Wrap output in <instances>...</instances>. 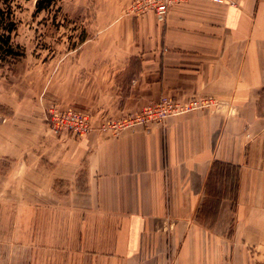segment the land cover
Instances as JSON below:
<instances>
[{
    "label": "crops",
    "instance_id": "1",
    "mask_svg": "<svg viewBox=\"0 0 264 264\" xmlns=\"http://www.w3.org/2000/svg\"><path fill=\"white\" fill-rule=\"evenodd\" d=\"M111 25L74 102L116 118L161 95L215 102L73 139L45 119L54 86L0 91V264H264V0Z\"/></svg>",
    "mask_w": 264,
    "mask_h": 264
},
{
    "label": "rangeland",
    "instance_id": "2",
    "mask_svg": "<svg viewBox=\"0 0 264 264\" xmlns=\"http://www.w3.org/2000/svg\"><path fill=\"white\" fill-rule=\"evenodd\" d=\"M126 1L55 0L54 5L39 13L34 12L33 0L15 2L13 19L16 28L11 33V43L21 56L0 59V91H10L15 95V88L25 86L32 95L36 86L46 82L49 87L54 86L61 92L53 94L52 88L49 90L50 107H47L45 116L55 132L74 139L95 131H111L102 129L104 119L116 121L119 117L99 113L94 107L96 112L92 106L90 110L88 103L74 102V97H78L76 89L80 81L76 75L82 74L81 65L86 61H98V47L110 44L112 22L126 12H132L134 0L124 5ZM92 85L91 82L87 90L95 88ZM62 92L66 95L65 100L62 99ZM87 99L90 100L89 94ZM48 111L53 120L46 118ZM70 111L76 114L72 115L73 119H77V115L78 119L82 118V127L78 132L64 129L62 121L68 119ZM75 121L72 120L73 123ZM3 164L0 163V171L8 170L9 167Z\"/></svg>",
    "mask_w": 264,
    "mask_h": 264
},
{
    "label": "built area",
    "instance_id": "3",
    "mask_svg": "<svg viewBox=\"0 0 264 264\" xmlns=\"http://www.w3.org/2000/svg\"><path fill=\"white\" fill-rule=\"evenodd\" d=\"M185 1L187 0H134L131 10L134 15L152 11L158 20L163 21L172 4ZM214 102V98L209 96L192 95L187 101L181 102L167 95H161L158 99L149 101L141 106L138 111L127 112L116 121L109 118L104 119V125L101 127L102 129L108 128L112 129V131H117L134 125L147 126L153 123H163L169 116L201 109L212 105ZM73 112H68L70 116L68 115V119L62 122L64 129L78 132L82 127V122H80L82 118L78 119L77 115L78 121L76 118L73 119L72 115H76ZM46 118L53 120L52 115H49V111ZM72 120L76 121L73 123ZM89 129L92 130L91 127Z\"/></svg>",
    "mask_w": 264,
    "mask_h": 264
},
{
    "label": "trees",
    "instance_id": "4",
    "mask_svg": "<svg viewBox=\"0 0 264 264\" xmlns=\"http://www.w3.org/2000/svg\"><path fill=\"white\" fill-rule=\"evenodd\" d=\"M18 1L19 0H0V59H4L7 56H21L20 51H16L14 45L11 43V33L16 28L13 19V8L14 4ZM54 3L55 0H33L34 12L39 13L43 10H47L54 5ZM214 166L217 172L224 170L222 164L215 163ZM227 172L228 174L230 173L229 171Z\"/></svg>",
    "mask_w": 264,
    "mask_h": 264
}]
</instances>
